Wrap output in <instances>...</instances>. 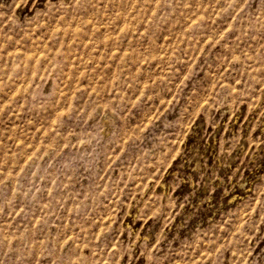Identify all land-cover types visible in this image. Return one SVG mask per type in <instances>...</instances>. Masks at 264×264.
Returning a JSON list of instances; mask_svg holds the SVG:
<instances>
[{
  "label": "rangeland",
  "instance_id": "374dc122",
  "mask_svg": "<svg viewBox=\"0 0 264 264\" xmlns=\"http://www.w3.org/2000/svg\"><path fill=\"white\" fill-rule=\"evenodd\" d=\"M0 264H264V0H0Z\"/></svg>",
  "mask_w": 264,
  "mask_h": 264
}]
</instances>
